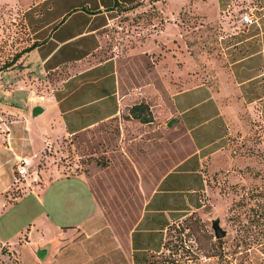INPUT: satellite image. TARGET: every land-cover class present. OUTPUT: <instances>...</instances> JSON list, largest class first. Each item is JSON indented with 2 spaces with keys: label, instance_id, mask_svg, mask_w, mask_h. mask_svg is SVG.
<instances>
[{
  "label": "rangeland",
  "instance_id": "1",
  "mask_svg": "<svg viewBox=\"0 0 264 264\" xmlns=\"http://www.w3.org/2000/svg\"><path fill=\"white\" fill-rule=\"evenodd\" d=\"M34 1L0 0L1 115L9 114V107L28 109L30 89L50 90L54 83L51 75L33 78L22 60L12 63L33 43L25 8ZM191 1L141 0L118 7L103 29L101 54L117 60L126 109L86 130L49 137L52 144L43 145L32 163L28 160L26 176L18 174L16 164L19 179L0 198V237L10 241L0 240V264H23L20 249L26 238L40 235L35 229L41 231L42 220L52 225L53 215L45 204L59 179L84 173L109 221L125 231L158 177L191 150L187 134L173 120L171 95L229 63L231 43L243 28L239 15L251 9L259 20L264 0H220L209 15L192 8ZM32 79L37 81L34 86ZM140 101L149 104L147 122L129 112ZM242 115L213 148H219L217 154L207 159L209 188L200 207L173 225L164 248L147 264H264V120L247 109ZM49 116L46 112L33 121L36 134L48 129ZM0 122L3 139L6 129ZM48 179L53 184L36 191ZM33 182L40 184L32 186ZM216 216L226 229L221 237L211 225Z\"/></svg>",
  "mask_w": 264,
  "mask_h": 264
},
{
  "label": "crops",
  "instance_id": "2",
  "mask_svg": "<svg viewBox=\"0 0 264 264\" xmlns=\"http://www.w3.org/2000/svg\"><path fill=\"white\" fill-rule=\"evenodd\" d=\"M138 1L36 0L25 8L34 44L15 62L22 60L37 80L53 76L54 83L50 90H40L32 79L28 109L20 112L9 107V114L0 113L6 129L3 139L0 135V198L16 184L20 158L32 163L43 145L52 144L49 137L86 130L126 109L117 60L101 54L103 29L119 6ZM219 1L192 0L189 5L209 15ZM240 23L243 28L231 43L229 63L216 68L212 77L171 95L173 117L187 134L191 150L154 182L134 223L125 231L114 226L90 178L84 173L68 174L47 195L45 209L53 215L52 225L42 220L41 231L35 229L40 235L26 238L20 249L23 264H147L164 248L173 225L200 207L209 188L207 159L217 154L219 148H213L227 130L243 120L246 109L264 120V14L256 23ZM36 104L41 111L33 115ZM11 112L18 117L10 116ZM46 112L48 129L36 134L33 121ZM52 184L48 179L36 191ZM41 247L45 249L39 254Z\"/></svg>",
  "mask_w": 264,
  "mask_h": 264
},
{
  "label": "trees",
  "instance_id": "3",
  "mask_svg": "<svg viewBox=\"0 0 264 264\" xmlns=\"http://www.w3.org/2000/svg\"><path fill=\"white\" fill-rule=\"evenodd\" d=\"M33 44L34 43H32L31 45H28L27 47L22 49L20 52H18L13 58L12 63H14L20 57L23 51L31 48ZM129 112L134 118H138L140 121L147 122L151 120V111H150L149 104L144 101H140V102H136L132 104L131 107L129 108Z\"/></svg>",
  "mask_w": 264,
  "mask_h": 264
},
{
  "label": "built area",
  "instance_id": "4",
  "mask_svg": "<svg viewBox=\"0 0 264 264\" xmlns=\"http://www.w3.org/2000/svg\"><path fill=\"white\" fill-rule=\"evenodd\" d=\"M238 20L240 22H243L245 24H253L258 21V16L253 13L251 9L244 10L238 17ZM28 160L25 157L20 158V161L18 162L17 165V172L21 176H26L27 173L29 172V167H28ZM19 179V177H17Z\"/></svg>",
  "mask_w": 264,
  "mask_h": 264
},
{
  "label": "water",
  "instance_id": "5",
  "mask_svg": "<svg viewBox=\"0 0 264 264\" xmlns=\"http://www.w3.org/2000/svg\"><path fill=\"white\" fill-rule=\"evenodd\" d=\"M40 111H41L40 104H36L33 107V115L38 114ZM173 120H176V118L173 117ZM211 225H212V228L214 230V234H215L216 237H221V236H223L226 233V229L223 228L222 225H221V223H220V217L219 216L213 217L211 219ZM44 249H45V247L39 248L38 249V253L39 254H42L43 251H44Z\"/></svg>",
  "mask_w": 264,
  "mask_h": 264
}]
</instances>
